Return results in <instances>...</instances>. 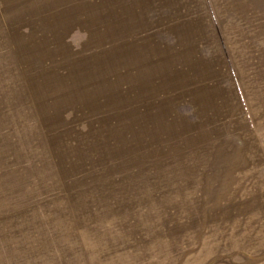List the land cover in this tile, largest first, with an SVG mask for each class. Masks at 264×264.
<instances>
[{
    "label": "rangeland",
    "instance_id": "374dc122",
    "mask_svg": "<svg viewBox=\"0 0 264 264\" xmlns=\"http://www.w3.org/2000/svg\"><path fill=\"white\" fill-rule=\"evenodd\" d=\"M143 6L0 0V264H264V27L223 42L215 19L193 44ZM137 43L164 76L132 66Z\"/></svg>",
    "mask_w": 264,
    "mask_h": 264
},
{
    "label": "crops",
    "instance_id": "0c3cea01",
    "mask_svg": "<svg viewBox=\"0 0 264 264\" xmlns=\"http://www.w3.org/2000/svg\"><path fill=\"white\" fill-rule=\"evenodd\" d=\"M152 1L153 0H144L143 9H135L136 12L141 13L145 10L146 13L149 10L151 11L152 9H157L161 18L159 28H170L171 31L167 33V35L171 33L170 35H174L175 39L182 34L185 39H189V43L194 44L196 30L197 32L205 30L203 32L204 35L208 36L212 42H216L214 34L216 30L215 19L219 22L221 36L224 38L222 39L223 42H241L243 36L246 34V30L249 27L255 28L256 31L257 29H261L260 34L261 36L263 35V18L255 19L251 17L250 20H248L247 4L245 0H223L224 4L223 6L219 5L217 7V13L214 5L211 10L212 15H214L213 19H211V13L209 12L208 6L205 4L206 0H155V2H158V6L154 8L151 6ZM256 2L258 4L257 6L263 5V0H260V2L256 0ZM243 3L244 5L242 6ZM226 5H230L228 7V11L230 12L229 19L225 16L227 11L225 10ZM256 16L258 17L257 14ZM222 18L224 19V23L220 22ZM165 19L166 22L164 23ZM227 20L228 22L225 23ZM249 23L252 26H249Z\"/></svg>",
    "mask_w": 264,
    "mask_h": 264
},
{
    "label": "bare ground",
    "instance_id": "6f19581e",
    "mask_svg": "<svg viewBox=\"0 0 264 264\" xmlns=\"http://www.w3.org/2000/svg\"><path fill=\"white\" fill-rule=\"evenodd\" d=\"M113 2H114V0H113ZM68 4H69V3H68ZM114 5H115V3L113 4V6H114ZM70 7H71V6H70ZM64 8H65V7H64ZM53 9H54V8H53ZM77 9H78V8H77ZM60 10H61V8H60ZM81 10H82V8L79 9V11H81ZM85 10H86V9H85ZM53 13H54V12H53ZM69 14H71V13H69ZM69 14H68V16H69ZM75 14H77V13H75ZM94 14H95V12H94ZM89 15H90V14H89ZM57 16H58V17H55L54 19H58V18L60 19V16H59V15H57ZM79 16H80V15H79ZM70 17H71V16H70ZM70 17H69V18H70ZM95 17H96V15H95ZM64 18H65V17H64ZM89 18H91V17H89ZM97 18H98V17H96V22H97ZM59 19H58V21L56 20V22L60 23L61 21H59ZM61 19H63V18L61 17ZM74 19H75V18H74ZM81 19H82V18H81ZM112 20H113V18H112ZM70 21H73V20H70ZM82 21H83V20H82ZM84 21H86V20H84ZM63 22H64V21H63ZM66 22H67V21H66ZM70 23H71V22H70ZM93 23H94V22H93ZM65 24H66V23H65ZM65 24H63V25H65ZM106 25H107V24H106ZM87 26H88V25H87ZM104 26H105V24H104ZM104 26H103V27H104ZM129 26H132V25L130 24ZM94 27H95V26H94ZM94 27H92V28H94ZM122 27H123V26H122ZM122 27H121V28H122ZM88 28H89V27H88ZM99 28H100V26H99ZM99 28H98V29L96 28V29H97V30H100ZM108 28H110V27H108ZM96 29H95V30H96ZM112 29H114V28H112ZM115 29H116V28H115ZM89 30H90V29H89ZM95 30H94V31L92 30V31L95 33ZM103 30H104V29H103ZM134 31H135V30H134ZM62 32H63V31H62ZM99 32H100V31H99ZM99 32H98V33H99ZM107 32H109V31H107ZM107 32L104 30L105 35H106ZM112 32H113V31H112ZM117 32H118V31H117ZM126 32H127V31H126ZM98 33H97V35H98ZM101 33L104 34L102 30H101ZM122 33H123V32H122ZM62 34H63V33H62ZM111 34H112V33H111ZM113 34H114V33H113ZM118 34H119V32H118ZM118 34L115 35V36H118ZM93 35H96V34H93ZM147 35H148V34H147ZM112 36H113V35H112ZM120 36H121V35H120ZM126 36H127V35H126ZM90 37H91V36H90ZM90 37H89V38H90ZM108 37H109V36H108ZM110 37H111V36H110ZM137 37H138V36H137ZM148 37H149V36H148ZM148 37H147V38H148ZM93 38H94V37H93ZM93 38H92V39H93ZM112 38H114V37H112ZM116 38H117V37H116ZM118 38H120V37H118ZM118 38H117V39H118ZM121 38H122V37H121ZM124 38H125V37H124ZM124 38H123V40H124ZM142 38H143V36H142ZM149 38H150V37H149ZM58 39H59V38H58ZM135 39H136V38H135ZM137 39H138V38H137ZM139 39H141V38H139ZM90 40H91V39H90ZM94 40H95V39H94ZM94 40H93V41H94ZM104 40H105V39H104ZM108 40H109V39H108ZM111 40H113V39H111ZM125 40H127V39H125ZM125 40H124V41H125ZM143 40H144V38H143ZM150 40H151V39H150ZM55 41H56V40H55ZM101 41H102V40H101ZM101 41H99V42L101 43ZM106 41H107V38H106ZM114 41H115V39L113 40V42H114ZM135 41H136V40H135ZM58 42H59V41H58ZM88 42H89V41H88ZM90 42H91V41H90ZM99 42H98V43H99ZM104 42H105V41H104ZM133 42H134V41H133ZM145 42H146V41H145ZM114 43H116V42H114ZM114 43H113V44H114ZM93 44H95V42H93ZM85 45H86V44H85ZM91 45H92V44H91ZM138 45H139V44L137 43V46H138ZM64 46H65V45H64ZM87 46H88V45H87ZM89 46H90V45H89ZM122 46H123V45H122ZM148 46H149V45H148ZM41 47H42V46H41ZM41 47H40V48H41ZM66 47H67V46H66ZM66 47H65V48H66ZM98 47H99V46H98ZM102 47H103V46H102ZM104 47H105V46H104ZM139 47H140V45L132 50V52H134V58L136 57V59L134 60L135 62L132 64V66L134 65V68H135V69H136V68H137V69H138V68H144V70H146L147 72H148V71H151L152 73H150V74H152V75H154V76H156V75H157L158 77H160V76H164L162 73L156 71V68L154 67V66H155L154 64H146V65H145V60H144L142 63H140L141 60H140L139 62L136 61V60H138V59H142V58H141L142 56L139 57L137 54L140 55V54H142L143 51H146V49H144L145 47H144V48H143V47H140V48H139ZM154 47H155V46H154ZM37 48H38V47H37ZM83 48H84V47H83ZM85 48H86V47H85ZM85 48H84V50H85ZM87 48H88V47H87ZM94 48H95V46H94ZM107 49H108V48H107ZM61 50H63V49H61ZM64 50H65V49H64ZM64 50H63V51H64ZM69 50H70V49H69ZM109 50H110V49H109ZM121 50H122V49H121ZM123 50H124V49H123ZM129 50H130V49H129ZM151 50H152V48H151ZM153 50H154V49H153ZM20 51H21V50H20ZM63 51H62V52H63ZM66 51H67V48H66ZM66 51H65V53H67ZM82 51H83V49H82ZM125 51H126V49H125ZM110 52H111V50H110ZM113 52H114V51H113ZM132 52H131V53H132ZM158 52H159V51L155 52V54L158 53ZM70 53H71V52H70ZM111 53H112V52H111ZM121 53H124V54H125L124 51L121 52ZM131 53H129V54L131 55ZM59 54H60V52H59ZM96 54H97V53H96ZM127 54H128V53H127ZM129 54H128V55H129ZM159 54H161V53H159ZM64 55H65V54H64ZM118 55H119V54H118ZM128 55L125 56L124 59H125L126 57H129V56H130V55H129V56H128ZM157 55H158V54H157ZM60 56H61V58H62V55H61V54H60ZM122 56H123V55H122ZM65 57H66V56H65ZM93 57H94V56H93ZM147 57H148V56H147ZM149 57H150V55H149ZM152 57H153V56H152ZM160 57H161V56H160ZM75 58H76V57H75ZM130 58H131V57H130ZM134 58H133V59H134ZM168 58H170V57H168ZM121 59H122V58H121ZM144 59H145V58H144ZM150 59H151V58L148 59L149 62H150ZM76 60H77V58H76ZM79 60H80V59H79ZM81 60H82V59H81ZM94 60L96 61L97 58H96V59H93V61H94ZM129 60H131V59H129ZM142 60H143V59H142ZM166 60H167V59H166ZM86 61H87V60H86ZM121 61H123V60H121ZM151 61H152V60H151ZM153 61H155V60H153ZM111 62H112V61H111ZM117 62H120V60L117 61ZM129 62H132V61H129ZM169 62H170V61H169ZM78 63H79V62H78ZM82 63H83V62H82ZM87 63H88V62H87ZM90 63H91V62H90ZM93 63H95V62H93ZM120 63H121V62H120ZM125 63H126V62H124V64H125ZM143 63H144V65H143ZM88 64H89V63H88ZM91 64H92V63H91ZM95 64H96V63H95ZM57 66H58V65H57ZM84 66H85V64H84ZM86 66H87V65H86ZM89 66H90V65H89ZM89 66H88V67H89ZM130 66H131V65H128V68H130ZM156 66H157V64H156ZM64 67H65V66H64ZM118 67H119V65H118ZM146 67H147V68H146ZM53 68H54V67H53ZM85 68H87V67H85ZM98 68H99V67H98ZM122 68H123V67H122ZM82 69H83V68H82ZM91 69H92V68H91ZM112 69H113V68H112ZM137 69H136V70H137ZM45 70H46V69H45ZM92 70H93V69H92ZM92 70H91V71H92ZM99 70H100V69H99ZM144 70H141V71H144ZM47 71H48V69H47ZM47 71H46V72H47ZM100 71H101V70H100ZM103 71H104V70H103ZM139 71H140V70H139ZM146 71H145V72H146ZM81 72H82V71H81ZM86 72H87V71H86ZM86 72H85V73H86ZM111 72H112V71H111ZM135 72H136V71H135ZM145 72H143V73H145ZM44 73H45V72H44ZM99 73H100V72H99ZM101 73H102V72H101ZM153 73H154V74H153ZM95 74H96V73H95ZM108 74H110V72H109ZM133 74H134V73H133ZM169 74H170V73H169ZM174 74H175V73H174ZM88 75H89V74H88ZM88 75H87V76H88ZM97 75H98V74H97ZM120 75H121V74H120ZM152 75H150V76H152ZM100 76H101V75H100ZM110 76H111V75H110ZM117 76H118V75H117ZM121 76H122V75H121ZM123 76H124V75H123ZM150 76H149V77H150ZM165 76H167V75L165 74ZM201 76H202V75H201ZM88 77H89V76H88ZM97 77H98V76H97ZM108 77H109V76H108ZM119 77H120V76H119ZM145 77H146V76H145ZM145 77H144V78H145ZM149 77H148V78H149ZM125 78H126V76H125ZM140 78H143V76L140 77ZM140 78H138V79H140ZM144 78H143V79H144ZM81 79H82V78H81ZM89 79H90V78H89ZM104 79H106V78H104ZM138 79H137V80H138ZM79 80H80V79H79ZM107 80H108V79H107ZM124 80H125V79H124ZM124 80H123V81H124ZM141 80H142V79H141ZM51 81H52V80H51ZM112 81H113V80H112ZM120 81H121V80H120ZM120 81H119V82H120ZM125 81H126V80H125ZM145 81H147V80L145 79ZM145 81H144V82H145ZM69 82H70V81H69ZM108 82L110 83L111 81H108ZM113 82H115V81H113ZM150 82H151V81H150ZM150 82H149V83H150ZM59 83L61 84V82H59ZM92 83H93V82H92ZM96 83H98V82H96ZM123 83H124V82H123ZM142 83H143V82H142ZM105 84H106V83H105ZM124 84H125V83H124ZM124 84H121V86L124 85ZM144 84H145V83H144ZM93 85H94V84H93ZM96 85H97V84H96ZM115 85H116V84H115ZM35 86H36V85H35ZM90 86H92V85H90ZM118 86H119V85H118ZM137 86H138V83L136 84V87L134 86L135 88L132 86V87L135 89L134 91H136V90H138V89L140 88L139 86H138V87H137ZM142 87H143V86H141V88H142ZM37 88H38V87H37ZM108 88H109V87H108ZM117 88H118V87H117ZM127 88L129 89V87H127ZM133 88H132V89H133ZM146 88H147V86H146ZM149 88H150V87H149ZM149 88H148V89H149ZM152 88H153V87H152ZM88 89H89V88H88ZM93 89H94V88H93ZM104 89H105V88H104ZM121 89H122V88H121ZM202 89H203V88H202ZM89 90H90V89H89ZM91 90H92V89H91ZM151 90H152V89H150V91H151ZM153 90H155V89H153ZM167 90H168V88H167ZM174 90H175V89H174ZM174 90H172V92H174ZM85 91H86V90H85ZM108 91H109V90H108ZM112 91H114V90H112ZM121 91H123V90H121ZM145 91H146V90H145ZM175 91H176V90H175ZM87 92H88V91H87ZM104 92H105V91H104ZM110 92H111V91H110ZM116 92H117V91H116ZM148 92H149V91H148ZM167 92H168V91H167ZM96 93H97V92H96ZM113 93H114V92H113ZM117 93H118V92H117ZM151 93H152V92H151ZM153 93H156V90H155ZM203 93H204V92H203ZM85 94H86V92H85ZM98 94H99V93H98ZM102 94H103V93H102ZM135 94H136V93H135ZM140 94H141V93H140ZM140 94H139V95H140ZM205 94H206V93H205ZM33 95H34V94H33ZM128 95H129V94H128ZM130 95H131V94H130ZM153 95H154V94H153ZM203 95H204V94H203ZM51 96H54V95H51ZM103 96H104V95H103ZM115 96H116V95H115ZM117 96H118V94H117ZM123 96H124V95H123ZM150 96H151V95H150ZM211 96H212V95H211ZM96 97H97V96H96ZM134 97L136 98V96H134ZM134 97H133V98H134ZM137 97H138V95H137ZM139 97H140V96H139ZM156 97H157V96H156ZM169 97L171 98V96H169ZM172 97H173V96H172ZM206 97H207V96H206ZM214 97H215V96H214ZM34 98H35V97H34ZM63 98H64V97H63ZM63 98H62V100H63ZM102 98H103V97H102ZM104 98H105V97H104ZM104 98H103V100H104ZM107 98H108V97H107ZM122 98H123V97H122ZM122 98H121V99H122ZM128 98L131 99V96L128 97ZM133 98H132V99H133ZM151 98H152V97H151ZM151 98H150V99H151ZM158 98H159V97H158ZM161 98H162V97H161ZM167 98H168V97H167ZM203 98H204V97H203ZM210 98H211V97H209L208 99H210ZM36 99H37V98H36ZM136 99H137V98H136ZM172 99H173V98H172ZM208 99H207V100H208ZM41 100H42V99H41ZM62 100H61V101H62ZM115 100H116V99H115ZM137 100H138V99H137ZM200 100H201V98H200ZM36 101H37V100H36ZM109 101H110V100H109ZM130 101H131V100H130ZM139 101H140V99L138 100V102H139ZM161 101H162V100H161ZM20 102H21V101H20ZM69 102H70V101H69ZM124 102H125V101H124ZM143 102H144V100H143ZM143 102H141V103H143ZM54 103H55V102H54ZM108 103H109V102H108ZM111 103H112V102H111ZM133 103H134V102H133ZM133 103H132L131 105H133ZM136 103H137V102H136ZM145 103H146V101H145ZM96 104H97V103H96ZM101 104H102V103H101ZM50 105H51V104H50ZM98 105H99V104H98ZM98 105H97V106H98ZM102 105H104V104H102ZM150 105H151V104H150ZM165 105H166V104H165ZM99 106H100V105H99ZM162 106H163V105H162ZM168 106H169V105H168ZM168 106H166V107H168ZM105 107H106V109H107L108 107L110 108V106H108V107L105 106ZM116 107H117V106H116ZM127 107H129V106L127 105ZM138 107H139V106H138ZM159 107H160L161 109H157V111H155V112L157 113V116H159L158 118H157V117H156V118H157V119H160V120L165 119V118H163V117H164L165 115H167V114H165V113L162 112V109H163V111H164V108H165V107L162 108L160 103H159ZM159 107H158V108H159ZM41 108H42V106H41ZM101 108H102V107H101ZM146 108H147V107H146ZM149 108H150V106L148 107V109H149ZM117 109H118V108H117ZM121 109H122V108H121ZM121 109H120V110H121ZM142 109H143V108H142ZM77 110H79V108H78ZM104 110H105V109H104ZM118 110H119V109H118ZM152 110H154V109H151V111H152ZM37 111H39V109H38ZM91 111H92V110H91ZM100 111H101V110H100ZM105 112H106V111H105ZM114 112H115V111H114ZM145 112H147V111H144V112H143V113H144L143 115H144V117H145V119H146V117L148 118V115L145 114ZM164 112H165V111H164ZM166 112H167V111H166ZM168 112H169V111H168ZM108 113H109V112H108ZM118 113H119V112H117V114H118ZM156 113H155V114H156ZM99 114H100V113H99ZM105 114H106V113H105ZM117 114H116V115H117ZM124 114H125V113H124ZM135 114H137V113H135ZM152 114H154V113L152 112ZM152 114H149V116H151ZM214 114H216V113L214 112ZM97 115H98V114H97ZM111 115H112V114H111ZM131 115H132V114H131ZM40 116H41V115H40ZM101 116H102V115H101ZM103 116H104V115H103ZM107 116H108V115H107ZM109 116H110V115H109ZM125 116H126V115H125ZM134 116H135V115H134ZM138 116H139V114H138ZM138 116H137V117H138ZM140 116H141V115H140ZM154 116H155V115H154ZM167 116H168V115H167ZM89 118H90V117H89ZM93 118H94V117H93ZM101 118H104V117H101ZM112 118H113V117H112ZM152 118H153V116H152ZM104 119H105V118H104ZM141 119H142V118H141ZM145 119H144V120H145ZM87 120H88V119H87ZM108 120H109V119H108ZM125 120H126V119H125ZM137 120H138V119H137ZM93 121H94V120H93ZM96 121H97V120H95V122H96ZM101 121H102V119H101ZM104 121H106V120H104ZM113 121H114V120H113ZM146 121H148V120L146 119ZM164 121H165V120H164ZM119 122H120V121H119ZM119 122H117V123H119ZM96 123H97V122H96ZM105 123H106V122H105ZM149 123H150V122H149ZM93 124H95V123H93ZM115 124H116V123H115ZM123 124H124V123H123ZM130 124H131V123H130ZM176 124H177V123H176ZM89 125H90V124H89ZM102 125H103V124H102ZM119 126H120V125H119ZM164 126H165V127H164V130H165V131H170V125H169V124L165 123ZM100 127H101V126H100ZM100 127H99L98 129H100ZM150 127H151V126H150ZM101 128H102V127H101ZM132 128H133V127H132ZM93 129H94V127H93ZM96 129H97V128H96ZM102 129H105V128H102ZM145 129H146V128L144 127V130H142V132H138V133H144V134H147V132L149 131V129H147V130H145ZM150 129H151L150 132H151L152 134H153V133H161V134L163 133V132L161 131V127H160L159 124L153 126V127L150 128ZM112 130H113V129H112ZM97 131H98V130H97ZM118 131H119V130H118ZM118 131H117V132H118ZM102 132H103V131H102ZM94 133H95V132H94ZM134 133H136L135 130L132 131V134H133V135H134ZM117 134H118V133H117ZM136 134H137V133H136ZM169 134H170V133H169ZM97 136H98V135H97ZM148 137H149V136H148ZM170 137H171V136H170ZM119 138H120V137H119ZM120 139H121V138H120ZM168 139H169V138H168ZM168 139H167V140H168ZM126 140H127V139H126ZM159 140H160V139H159ZM162 140H163V139H162ZM114 144H115V143H114ZM120 144H121V143H120ZM97 146H98V145H97ZM147 146H148V145H147ZM161 147H162V146H161ZM36 148H37V147H36ZM111 149H112V148H111ZM122 149H123V148H122ZM122 149H121V150H122ZM124 149H125V147H124ZM124 149H123V150H124ZM109 150H110V149H109ZM121 150H120V151H121ZM102 152H104V151L102 150ZM124 152H125V151H124ZM148 152H149V151H148ZM148 152H146V153L144 154V156H145L144 159L148 158V160H149V159L151 160V158H149V157H150V154H149ZM95 153H96V152H95ZM117 153H118V152H117ZM117 153H116V154H117ZM96 154H97V153H96ZM120 155H121V154H120ZM135 155H138V152H137V151L135 152ZM117 157H118V156H117ZM135 158H136V162H135V163L132 162V163H133V166L138 165V163H140V164L143 163V162H141L137 157H135ZM120 161H121V160H120ZM134 161H135V160H134ZM129 162H130V161H129ZM144 162H145V161H144ZM123 165H124V164H123ZM118 171H120L119 168H118ZM123 171H124V170H123ZM135 171H136V170H135ZM137 171H138V170H137ZM139 173H140V172H139ZM114 174H115V173H114ZM119 174H120V173H119ZM106 178H107V177H106ZM108 178H109V177H108ZM114 181H115V180H114ZM111 182H112V181H111ZM138 183H139V182H138ZM103 184H104V183H103ZM139 186H140V185H139ZM162 187H163V186H157V189L155 190V192H156L155 195H158L159 197L163 195L162 190H160ZM108 188H109V186H108ZM112 189H113V188H112ZM114 191H115V190H114ZM157 192H158V193H157ZM160 193H161V194H160ZM122 194H123V193H122ZM119 195H120V194H119ZM119 195H118V196H119ZM167 195H168V192H167ZM116 196H117V195H116ZM145 196H146V195H145ZM119 197H120V196H119ZM121 197H122V196H121ZM167 197H168V196H167ZM171 198H173V197H171ZM174 199H175V197H174ZM174 199H170V198H168V202H167L166 206H164L163 208H161V210H162V209H165V211H169V210L171 209V207L173 206L172 204L174 203ZM136 205H137V204H136ZM121 206H122V205H120L119 207H121ZM116 208H117V207H115V209H116ZM115 209H114V210H115ZM112 210H113V209H112ZM114 210H113V211H114ZM120 212H121V211H120ZM118 213H119V212H118ZM133 214H134V213H133ZM137 216H138V215H137ZM95 217H96V216H95ZM102 217H104V216H102ZM169 217H171V216H169ZM107 218H108V217H107ZM171 220H176V221H178V219H177V218H174V217L171 218L170 221H171ZM116 221H117V220H116ZM120 221H121V220H120ZM121 222H123V221H121ZM114 223H115V222H114ZM116 224H117V222H116ZM127 225H128V224H127ZM119 226H121V225L119 224ZM125 226H126V225H125ZM123 228H124V227H123ZM132 228H134V227H132ZM119 229H120V228H119ZM147 229H150V228L148 227ZM120 230H121V229H120ZM93 231H94V230H93ZM105 231H106V230H105ZM124 231H125V230H124ZM151 231L153 232V230H151ZM152 232H151V233H152ZM171 232H172V233H171ZM171 232L169 231L168 233H169L170 235L174 236L173 231H171ZM113 233H114V232H113ZM131 233H132V232H131ZM102 234H103V232H102ZM125 234H126V233H125ZM132 234H135V232H133ZM136 234H137V233H136ZM109 235H110V234H109ZM130 235H131V234H130ZM115 236H116V235H115ZM175 236H176V235H175ZM171 248H172V247H171ZM169 250H170V249H169Z\"/></svg>",
    "mask_w": 264,
    "mask_h": 264
}]
</instances>
